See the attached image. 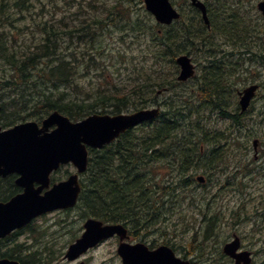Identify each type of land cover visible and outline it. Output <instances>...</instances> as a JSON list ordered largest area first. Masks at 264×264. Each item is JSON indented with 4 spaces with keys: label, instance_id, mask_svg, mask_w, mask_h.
<instances>
[{
    "label": "trees",
    "instance_id": "16d2710c",
    "mask_svg": "<svg viewBox=\"0 0 264 264\" xmlns=\"http://www.w3.org/2000/svg\"><path fill=\"white\" fill-rule=\"evenodd\" d=\"M54 1L58 9L67 11L75 9L77 0ZM116 1L118 3L112 6L110 15L116 12V14L121 13L119 18L128 17V23L120 25L124 31L146 32L140 20L137 23L131 21L134 18L132 9L119 8L117 6L119 0ZM35 11V0H0V61L6 62L12 70L8 80L0 79V89H4L5 92L10 90L11 94L15 92L14 98L7 103L1 101L0 124L6 127L18 121L17 117L10 120L6 117L15 113L11 112L15 97L25 94L35 77L42 80L34 94L36 104L33 105L32 114H37V120H41L53 111H59L74 120H79L95 112H105V108L104 111H96V108L104 107L103 104L106 103L114 105L115 110H112V113L121 112V106L114 104L111 100L121 99L125 102L126 97L99 95L90 100L89 94L85 98L74 91L80 87L76 85L72 77L76 67L63 58L65 54L62 50L63 43L68 41L64 40L65 38L70 39V44L75 43V38L79 44L95 39L97 32H92L91 22L80 21L79 24H75V19L72 21L58 19L57 9L54 12L48 10V13L53 15L51 19L38 18L37 20L34 16ZM17 15L21 18L16 19ZM194 15L198 18L196 14ZM25 16L32 19L33 24L17 26V21L24 19ZM117 20L114 22L116 25H118ZM236 21L232 18L230 27L222 32L212 29V32L226 35L228 41L237 47L235 51L217 47L219 45H213L215 51L208 50L211 45H207V42L210 41L211 44L215 42L211 39L210 33L206 36L203 34L207 33V25L202 18L201 21L199 19L196 23H190L195 25L196 30H193L189 24H186V27L172 25L166 27L167 30L161 35L156 34L157 40L154 41H160H158L160 49L152 54L156 61L171 54L172 61L175 62L177 54H188L193 50L199 52L205 50L206 57L209 58L204 64L201 78L192 93L178 95L177 101L173 98L161 100L158 95L154 96L155 94L152 95L154 97L135 96L136 99L131 100L135 109L160 106L162 108L160 116L126 131L115 142L102 149L91 150L88 169L83 174V190L78 203V208L85 217H96L104 222H122L129 227L131 235L142 236L159 223L156 217L162 213L163 201L156 196L157 194L163 193L168 196L172 194L175 202L183 201L180 195L191 185L195 177L194 171L200 164L207 165V170L221 168L229 151L226 145V139L229 136L233 141L254 136V134L249 135V132L241 131L243 127H249L245 115H250L253 108L242 113L239 105L236 104L235 107L233 101L237 97L239 90L237 81L241 80L243 66L255 67L256 71L260 63L264 66V46H262L263 42L261 44L258 42V48L252 47L251 37L250 41L236 42L241 35V28L245 35L249 33L245 27L232 25ZM94 23L98 25L103 21L96 20ZM129 23L132 25L130 26ZM245 25L253 27L249 24ZM9 27L14 28L18 36L14 32L9 33ZM29 28L32 36H28L29 31L26 29ZM263 29L260 26L256 33L253 29L254 32L251 31V34L262 33ZM235 31L237 34L234 33ZM197 38L201 40V45L204 43L203 49L197 46ZM143 46L146 44L143 43ZM212 52H214V58L210 55ZM94 53L95 51H92L90 54L77 58L74 51H71L69 56L74 58L75 62L79 61L78 59L95 62L94 60L102 54L94 55ZM217 54H221V57L216 58ZM246 55L248 59L245 58ZM45 61L46 66L43 68L41 65ZM166 83L169 84L168 80L152 83L150 88L154 89V86L160 88ZM178 84L175 82V85ZM261 85L264 86L263 83ZM138 88L144 89L147 85ZM7 96L11 97L8 93ZM1 97L2 95L0 99ZM263 112L264 110L258 111L256 116L263 118ZM213 114H217V121L221 124L231 123V129L219 128V123L210 122L209 118ZM259 124L263 125L264 122H258L254 118L253 125L259 126ZM259 139L262 143V139L260 137ZM155 171L168 172L172 174L169 177L171 179L160 182L159 177L154 176ZM8 179L12 180L10 177ZM222 185L221 182L215 185L219 190L217 193L221 192ZM7 191H9L8 195H6ZM7 191L0 192V199H5L16 192L12 182L8 183ZM185 201L191 202V199ZM212 203L210 199L207 206ZM194 206L202 210L201 202L195 203ZM163 214H165L164 211ZM217 219L216 217L210 219L211 223L205 235L208 239L217 235ZM14 246L16 247L15 255L23 263L45 264L31 260L34 254L26 255L24 258L19 257L17 248L21 245L16 243ZM36 253L43 254L44 251ZM214 260L209 264H229L227 260L231 259L220 250L219 259Z\"/></svg>",
    "mask_w": 264,
    "mask_h": 264
},
{
    "label": "rangeland",
    "instance_id": "374dc122",
    "mask_svg": "<svg viewBox=\"0 0 264 264\" xmlns=\"http://www.w3.org/2000/svg\"><path fill=\"white\" fill-rule=\"evenodd\" d=\"M172 1L183 15V21L177 23L176 26L179 27L185 21L191 23L197 21L194 11H191L190 7H188L190 0ZM203 1L210 4L211 8L214 9L215 7L218 10L215 11L216 16L214 15L213 22L225 24V26H221L220 31L228 29L227 27H230L228 24L231 23L232 19L228 16L219 18L217 15L225 3L228 4L236 0ZM259 1L244 0L254 10L250 11V15H244L248 10L241 12L239 16L237 15V21L232 23V25L245 27L249 31L245 35L243 28H241V35L236 42H247L250 41L251 37L253 40L252 47L254 48H258V42L260 44L263 42L262 46H264V31L255 34L260 29V26L264 28L263 16L260 17L257 10V3ZM116 3H118L116 0H77L75 9L62 11L56 7L54 0H35V12L37 15L34 14V16L37 20L38 18L40 20L51 19L53 15L49 14L48 10L50 9L51 12H54L57 9L56 17L58 19H65L66 21L75 19V24H79L80 21L91 22L92 32H97L96 38L88 41V43L79 44L78 40L74 37L75 43L70 44V39H64L68 41L63 43L62 50L65 52L63 58L75 65L76 71L74 70L72 77L75 79L76 85L80 86L74 89V91L85 98L89 94L90 100L99 95L126 97L125 102L121 99L111 100L114 104L121 106L122 113L136 110L133 107L134 105L131 104V100L136 99L135 96H152L155 94L154 96L158 95L161 100L173 98L177 101V99L179 100L178 95L192 93L201 78L204 64L209 58L206 57V51L199 52L193 50L191 53H188L196 65L195 77L183 84L175 85V82L178 83L179 81L180 68L176 62L172 61V55L167 54L160 61H156L152 56L153 52L160 49L158 44L160 41H154L157 40L156 34L161 35L167 28L157 24L155 18L152 15H148L149 12L145 8L144 0H119L117 6L119 8H131L132 15H134L131 21L137 23L140 20L144 31L146 30V32L136 33L124 31L120 25L127 24L128 17L119 18L121 13L116 14V12L110 15L112 6ZM60 6H63V4H60ZM238 12H240V7ZM18 18H21V16L17 15L16 19ZM96 20L103 21V23L97 25L94 23ZM116 20L118 25L114 24ZM16 24L23 27L25 24L32 25L33 22L32 19L25 16L24 19L18 20ZM245 24L253 27L246 26ZM129 25L131 26L132 23H129ZM190 25L193 30H196L195 25ZM9 28V33L14 32L16 34L14 28ZM93 29H97V31ZM253 29L255 35L251 34ZM26 30L29 31L28 36H32L30 28ZM208 33L211 34V39L215 42L213 44L210 41L207 42V45H211L208 50L215 51L216 49H213V45H219L217 47L227 49V51H235L237 48L232 42L228 41L226 35L217 34L207 28V33L203 34L206 36ZM234 33L237 34V31ZM16 35L18 36V33ZM143 43L146 46H143ZM196 43H198L197 46L199 48H204V43L201 45L199 38L196 39ZM71 51H74L77 58L81 55L90 54L92 51H95L94 55H97V53L102 55L98 56L94 60L95 62L82 59H78L79 61L75 62V59L69 56ZM210 55L214 58V52ZM219 57H221V54H217L216 58ZM245 58L248 59L247 55ZM41 66L45 68L46 61ZM255 69V67L248 68V65L243 66L244 72L240 75L241 80L237 81L239 89H243L255 82H264V66L262 63L259 64L257 71ZM11 75L12 70L10 66L6 62L0 61V79L8 80ZM162 80H168L169 84L166 83L165 86H161L160 88H157L158 86H154V89L150 88L152 83ZM41 82L42 80L38 77L32 79L30 89H27L28 91L18 98L15 97V102L11 107V112L15 113L9 115L6 119L10 120L17 117L19 119H16L18 120L16 123L27 120L38 121L36 119L37 114H32V110L33 105L36 104L34 94H36L37 87L41 85ZM142 85H147V88H138ZM7 93L11 97H8ZM14 94L15 92L11 94L10 90L5 92L4 89H0V95H2L0 100L7 103L14 98ZM262 95H264V86L261 88L256 101L253 102L251 107L253 108L252 113L248 116L245 115V120L249 124V127L241 129L242 132H249V135L254 134V136L249 139H235L234 141L229 136L226 139L227 150L229 151L221 165V168L224 167V169L207 170V165L200 164L194 171L195 177L192 179L191 186L189 187L191 191L190 193H186V195H190L191 202L185 201L186 198L183 201L175 202L173 196H168L169 198L162 203V213L156 217L157 222L161 217L163 221H160L156 225L157 227H153L143 233L142 236L132 237L131 241H145L148 244L156 242L160 244L163 241L168 244L169 242V245H174L179 249L176 250L178 256L185 254L195 264H209L215 261L214 259H219V252L222 250L223 245L230 241L234 234H238L243 239L245 246L254 251V261L252 264H264V124H259V126L253 125L254 118L258 122H264V117L256 116L258 111L264 110L262 108L264 105V97ZM179 104L182 105L181 103ZM236 104H239L237 97L233 101L235 107ZM103 106L97 107L96 111H104L105 108V113L112 114L111 111L115 110L112 103H106ZM137 109L142 108L139 107ZM217 117V114L211 115L209 118L210 122L219 123V128L225 127L227 130L231 129V123L225 122L221 124L220 121H217ZM259 137L262 139V146L259 148V154L256 157L253 140ZM258 165H261V169L257 168ZM63 171L65 174L66 170L64 169ZM69 171L75 172V168L71 166ZM62 174L63 172L59 173L60 176ZM199 175L207 177L205 183H200L197 180ZM154 176L160 177V182L169 178L168 173L162 174L156 171ZM218 182L223 184V188L219 193H217L219 191L218 187L215 186ZM8 183L1 186V192L7 191ZM210 199L213 203L207 206ZM169 202L175 204V207L169 209L166 214H163ZM199 202L202 203V210L194 206L195 203ZM213 217L218 218L216 221L217 235L208 239L205 235L211 223L210 219ZM87 218L79 208H75L69 213L50 214L34 223V231H24L14 236L13 240L6 244L4 250H13L15 248L14 245L20 243L22 247L18 252L19 257L24 258L26 255L34 254L31 260L38 261L39 263L73 264V262L63 260L64 256L62 257V255L66 252L65 250L69 243L72 240L74 241V238L76 240V238L81 236ZM117 246L118 238L105 241L82 254L75 260V264H122L121 258L117 253ZM28 247L30 248L26 249ZM42 251H44L43 254L36 253H41ZM51 257L53 258L51 259ZM227 261L232 264V260Z\"/></svg>",
    "mask_w": 264,
    "mask_h": 264
},
{
    "label": "water",
    "instance_id": "95a60500",
    "mask_svg": "<svg viewBox=\"0 0 264 264\" xmlns=\"http://www.w3.org/2000/svg\"><path fill=\"white\" fill-rule=\"evenodd\" d=\"M192 1L203 10L208 22L204 5L197 0ZM144 2L146 9L159 23L170 24L180 16L171 0ZM258 6L264 14V1ZM176 62L180 66L179 80L186 81L195 74V65L189 55H180ZM258 88V84H252L240 93L242 111L248 109ZM159 114L160 108L154 107L115 115L95 113L81 121L73 122L68 116L56 111L43 121L41 128L37 122L31 121L0 131V176L19 174L16 183L24 188L23 193L8 202H0V238L26 226L43 213L73 207L81 191L79 173L85 172L89 163V148H102L113 142L121 133L152 120ZM53 125L57 127L49 131ZM257 143L255 140V146ZM69 162L74 163L78 173L54 184L42 195V191L50 186V174L57 170L61 163ZM199 180L204 181V178L199 177ZM36 184L39 186L36 187ZM85 229L82 237L68 249L66 256L71 260L101 241L119 235L121 243L118 253L123 264H191L177 257L168 246L151 250L144 243L131 244L124 241L128 237V230L122 224H104L100 220L89 218ZM239 245V241L235 239L224 246V252L236 259V264H250V253H237ZM0 264L20 263L2 259Z\"/></svg>",
    "mask_w": 264,
    "mask_h": 264
},
{
    "label": "flooded vegetation",
    "instance_id": "af4514ba",
    "mask_svg": "<svg viewBox=\"0 0 264 264\" xmlns=\"http://www.w3.org/2000/svg\"><path fill=\"white\" fill-rule=\"evenodd\" d=\"M203 2H205V1H203ZM237 1H235V3H236ZM205 4L207 5V3L205 2ZM208 6V5H207ZM208 8V7H207ZM234 9V8H233ZM224 10H222V12H223ZM234 12L236 11V10H233ZM17 178V176L15 177V179ZM235 235V234H234ZM238 235V234H237ZM241 249L242 250H247V251H250V252H252V255H254V251H252L251 249H249V248H247L246 246H245V244H244V241H243V239L241 238ZM63 260H65V261H67V259L65 258V257H63ZM69 261V260H68ZM254 261V260H253ZM69 262H71V261H69ZM73 262V264H75V260L74 261H72ZM253 263V262H252Z\"/></svg>",
    "mask_w": 264,
    "mask_h": 264
},
{
    "label": "bare ground",
    "instance_id": "6f19581e",
    "mask_svg": "<svg viewBox=\"0 0 264 264\" xmlns=\"http://www.w3.org/2000/svg\"><path fill=\"white\" fill-rule=\"evenodd\" d=\"M160 114H161V112H160ZM160 114H159V115H160Z\"/></svg>",
    "mask_w": 264,
    "mask_h": 264
}]
</instances>
